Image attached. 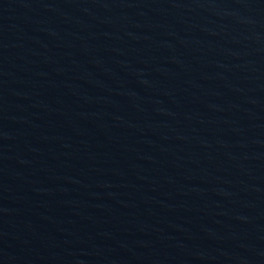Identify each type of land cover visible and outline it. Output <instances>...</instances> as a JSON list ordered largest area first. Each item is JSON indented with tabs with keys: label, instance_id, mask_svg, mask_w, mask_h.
<instances>
[{
	"label": "water",
	"instance_id": "water-1",
	"mask_svg": "<svg viewBox=\"0 0 264 264\" xmlns=\"http://www.w3.org/2000/svg\"><path fill=\"white\" fill-rule=\"evenodd\" d=\"M0 264H264V0H0Z\"/></svg>",
	"mask_w": 264,
	"mask_h": 264
}]
</instances>
